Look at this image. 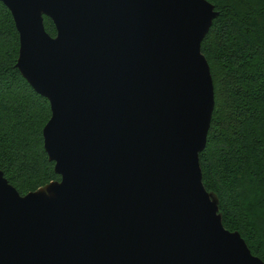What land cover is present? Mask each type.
<instances>
[{
    "label": "water",
    "instance_id": "obj_1",
    "mask_svg": "<svg viewBox=\"0 0 264 264\" xmlns=\"http://www.w3.org/2000/svg\"><path fill=\"white\" fill-rule=\"evenodd\" d=\"M0 2L15 67L49 103L43 148L60 177L21 196L0 170V264H264L202 184L209 2Z\"/></svg>",
    "mask_w": 264,
    "mask_h": 264
},
{
    "label": "trees",
    "instance_id": "obj_2",
    "mask_svg": "<svg viewBox=\"0 0 264 264\" xmlns=\"http://www.w3.org/2000/svg\"><path fill=\"white\" fill-rule=\"evenodd\" d=\"M218 15L200 51L214 107L199 154L202 184L218 199L223 227L238 232L264 262V0H206ZM45 31L55 36L52 21ZM18 34L0 2V170L23 196L60 177L43 148L48 101L15 67Z\"/></svg>",
    "mask_w": 264,
    "mask_h": 264
},
{
    "label": "rangeland",
    "instance_id": "obj_3",
    "mask_svg": "<svg viewBox=\"0 0 264 264\" xmlns=\"http://www.w3.org/2000/svg\"><path fill=\"white\" fill-rule=\"evenodd\" d=\"M56 34V33H55ZM54 37V36H53Z\"/></svg>",
    "mask_w": 264,
    "mask_h": 264
}]
</instances>
